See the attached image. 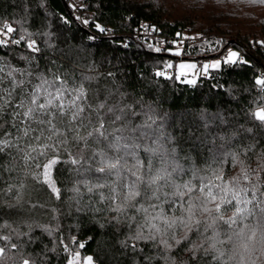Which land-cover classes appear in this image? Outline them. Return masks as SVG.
Listing matches in <instances>:
<instances>
[{
	"label": "trees",
	"instance_id": "16d2710c",
	"mask_svg": "<svg viewBox=\"0 0 264 264\" xmlns=\"http://www.w3.org/2000/svg\"><path fill=\"white\" fill-rule=\"evenodd\" d=\"M79 10L80 17L68 0H0V33L9 24L17 29L12 36L18 39L21 34L31 33L41 49L29 65L22 54L29 57L32 54L23 43L0 46L3 62L33 71L31 84L25 85L28 90L39 83L36 75L40 71L49 78L53 72L61 76L68 74L70 85L73 79L79 84L84 76H93V81L85 82L89 102L95 106L109 89L115 92L119 88L124 93V103L139 113L131 117L135 124L145 121V113L153 114L148 111L151 105L157 124L162 122L164 132L172 136L165 147L176 148L179 163L185 168H205L218 163L222 165L224 178L230 180L242 175V162L245 170H259L264 182V126L252 116L256 108L264 107V92L254 82L264 71V43H261L264 42V3L258 0H79ZM65 19L69 22L65 23ZM21 24L26 31H21ZM96 24L107 31L100 32ZM141 24L150 27L154 34H136ZM191 32L202 36L182 44L169 42V38L178 40ZM156 47L161 48L159 53ZM228 47L239 51L249 63L210 69L207 75L197 78L195 86L177 81L173 68L169 69L173 79L155 76L169 61L174 63L180 58L222 59L219 55ZM176 51L181 55L172 54ZM19 94L17 89L14 103L19 102ZM5 120L10 117L5 115L0 123ZM246 128H253V133L242 130ZM5 132L12 137L17 134L10 123L0 129V138ZM253 139L252 150L245 152ZM229 152H239V159L234 161ZM61 159L68 157L62 155ZM46 162L40 158L29 168L20 157L12 161L0 154V236H11L12 243L23 245L17 252L18 259L22 256L36 259L37 264H67L70 253L64 252L61 239L82 257L92 256L94 264H145L144 255L156 256L157 250L143 242L139 244L143 254L122 248L120 242L127 238L129 229L126 224L110 223L113 213L77 211L78 205L71 199L73 194L69 189L79 177L70 164L57 165L52 170V178L61 188V198L56 199L46 185L34 178L42 173ZM35 163L41 167H35ZM6 168L13 170L9 173ZM20 182L25 186L20 204L9 208V204L16 205ZM9 184L15 186L12 191H7ZM81 190L86 193L83 186ZM102 191L107 195V189ZM88 199L86 193L83 203ZM91 199L97 201L92 207L105 208L106 201H100L98 195H92ZM29 225L33 226L31 232ZM43 228L52 229V234ZM16 232H29L33 242H29V236L17 239ZM73 237L76 243L72 242ZM191 238L196 239L195 235ZM79 243L85 244V248L80 249ZM186 247L187 242L174 246L169 253L175 264H197ZM223 247L227 260L230 245ZM197 255L199 264H215L211 256L202 252ZM152 264L165 262L157 258Z\"/></svg>",
	"mask_w": 264,
	"mask_h": 264
},
{
	"label": "snow or ice",
	"instance_id": "6c2138e0",
	"mask_svg": "<svg viewBox=\"0 0 264 264\" xmlns=\"http://www.w3.org/2000/svg\"><path fill=\"white\" fill-rule=\"evenodd\" d=\"M258 2L264 3V0ZM64 22L69 21L65 19ZM83 23L88 24V21ZM95 27L100 32L107 31L99 24ZM4 29L0 33L4 37L0 39V46L8 47L9 42L17 46L23 43L32 55L22 54V58L31 65L36 59L35 54L41 52L36 40L31 38L32 34H21L17 39L11 35L17 29L9 24H5ZM21 31H26L22 24ZM43 35L50 37L52 33ZM48 47L52 45L49 43ZM155 51L159 53L161 48L156 47ZM224 51L226 55L222 59L205 63L199 69L196 63H180V71L174 78L182 84L195 86L197 78L201 74L207 75L209 69L249 63L231 47ZM172 54L181 55L179 51ZM171 68L173 64L168 63L166 69ZM186 69L193 71L189 73ZM17 75L21 78L17 79ZM32 76L30 68H15L0 57V118L10 117V120L0 123V129L10 123L17 133L12 137L11 133L5 132L0 138V154L7 155L12 161L20 157L29 168L40 158L46 159L42 173L34 178L46 185L56 199L61 198V188L52 179L51 170L57 165L70 164L71 170L79 177L69 189L73 194L71 199L78 205L77 211L113 213L110 223L126 224L129 229L127 238L120 242L122 248L143 254L144 249L139 247L143 242L157 250L156 256L144 255L145 264H152L157 258L165 264H175L169 253L174 246L185 242V250L191 253L197 264V254L201 252L211 256V262L215 264H228V261L264 264V182L259 170H245L241 162L242 175L226 180L222 165L218 163H210L205 168H185L179 163L176 148L165 147L172 136L164 132L162 122L157 124L151 105L148 111L153 114L145 113V121L135 124L131 117L139 113L124 103V93L119 88L115 92L109 89L104 99L94 106L89 102L85 89V82L93 81V76H84L79 84L73 79L70 85L68 74L61 76L53 72L49 78L40 71L36 75L39 83L28 90L25 85L31 84ZM155 76L173 79L167 71L157 70ZM254 82L264 92V77L257 76ZM5 83L9 86L5 87ZM17 89L20 90L19 102L14 103ZM98 96L99 93L97 99ZM252 116L264 126V107L257 108ZM160 119L163 121L164 117ZM242 130L253 133V128ZM254 144L255 139L246 146L245 152H250ZM228 154L234 161L239 159V152ZM62 155L68 159H61ZM35 167L41 166L35 163ZM5 170L11 173L13 168ZM81 186L89 196L87 203H83L86 193ZM14 187L9 184L7 191ZM24 187L20 182L16 189V205L7 207L20 204ZM104 189L108 190L107 195L102 191ZM92 195L106 201L104 209L92 207L97 203L91 199ZM32 229L33 226L29 225V232ZM43 230L49 235L53 231ZM29 232H16V238L29 236ZM193 235L195 240L191 238ZM11 239V236H0L4 242L0 244V264H37L34 258L21 256L18 259L17 252L23 245L12 243ZM29 242H33L31 236ZM72 242L76 243L75 237ZM60 243L64 252L70 253L67 264H80L81 253L70 250L63 239ZM224 245H230L227 260H224ZM78 247L83 249L85 244L79 243ZM10 250L12 254H9ZM83 264H93V257L86 256Z\"/></svg>",
	"mask_w": 264,
	"mask_h": 264
},
{
	"label": "built area",
	"instance_id": "2783aa9c",
	"mask_svg": "<svg viewBox=\"0 0 264 264\" xmlns=\"http://www.w3.org/2000/svg\"><path fill=\"white\" fill-rule=\"evenodd\" d=\"M70 1V3L72 4L73 8H74V12L75 14L80 17V10H79V0H68ZM147 34V35H152L154 34L153 33V30L150 28V27H147L146 24H141L137 30H136V34ZM202 35L199 34V33H196V32H191V33H188V34H185L183 36H180L178 38V40H173L171 38H169V42H172L173 41H181L180 44H182V42L184 41H196L198 40ZM159 40H164L163 38H159ZM226 55V52H223L219 55V58H223V56ZM200 64V63H199ZM163 71H167L168 73L170 72L169 69H166L164 68ZM258 76H262L264 77V71H261L260 74Z\"/></svg>",
	"mask_w": 264,
	"mask_h": 264
},
{
	"label": "rangeland",
	"instance_id": "374dc122",
	"mask_svg": "<svg viewBox=\"0 0 264 264\" xmlns=\"http://www.w3.org/2000/svg\"><path fill=\"white\" fill-rule=\"evenodd\" d=\"M4 32V31H3ZM0 38L1 39H3L4 37H3V35H0ZM216 59H218V58H211V59H203V60H201V61H197L196 59H191V58H180V59H177L174 63H172L171 61H169V63H171V64H173V69H171V70H173L174 71V76L180 71V69L178 68V65L180 64V63H196L197 64V67H198V69L199 68H201L202 67V65L203 64H205V63H212V62H214ZM200 63V64H199ZM210 70V69H209ZM185 71H187V72H189V73H191L193 70H190V69H186ZM259 108V107H258ZM257 109V108H256ZM255 109V110H256ZM254 110V111H255ZM52 171V170H51ZM53 179V178H52ZM86 257V256H85ZM85 257H82L81 256V259H80V264H83V260H84V258ZM94 264V263H93Z\"/></svg>",
	"mask_w": 264,
	"mask_h": 264
}]
</instances>
